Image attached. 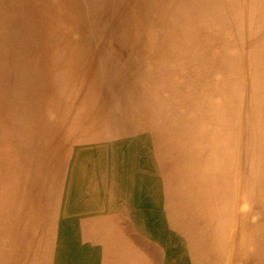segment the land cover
Segmentation results:
<instances>
[{
	"label": "bare ground",
	"instance_id": "bare-ground-1",
	"mask_svg": "<svg viewBox=\"0 0 264 264\" xmlns=\"http://www.w3.org/2000/svg\"><path fill=\"white\" fill-rule=\"evenodd\" d=\"M0 264H264V0H0Z\"/></svg>",
	"mask_w": 264,
	"mask_h": 264
}]
</instances>
